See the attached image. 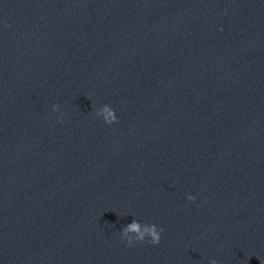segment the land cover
<instances>
[{
  "label": "water",
  "instance_id": "water-1",
  "mask_svg": "<svg viewBox=\"0 0 264 264\" xmlns=\"http://www.w3.org/2000/svg\"><path fill=\"white\" fill-rule=\"evenodd\" d=\"M212 259L264 264V0H0V264Z\"/></svg>",
  "mask_w": 264,
  "mask_h": 264
},
{
  "label": "clouds",
  "instance_id": "clouds-1",
  "mask_svg": "<svg viewBox=\"0 0 264 264\" xmlns=\"http://www.w3.org/2000/svg\"><path fill=\"white\" fill-rule=\"evenodd\" d=\"M52 110L53 112H60V105H53ZM95 115L109 125L115 124L119 120L116 110L108 104L102 105L97 110ZM63 116L64 113L60 112L58 119H62ZM187 199L194 202L197 197L192 193H188ZM163 231L164 229L159 227L156 223H142L140 220L134 219L133 222L121 230V239L126 241L129 247L144 241H147L153 245H159L162 239ZM209 264H218V261L212 259L209 261Z\"/></svg>",
  "mask_w": 264,
  "mask_h": 264
}]
</instances>
